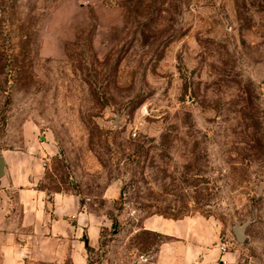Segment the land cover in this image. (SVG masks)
Wrapping results in <instances>:
<instances>
[{"label":"rangeland","instance_id":"rangeland-1","mask_svg":"<svg viewBox=\"0 0 264 264\" xmlns=\"http://www.w3.org/2000/svg\"><path fill=\"white\" fill-rule=\"evenodd\" d=\"M30 144L96 217L89 264H156L153 216L264 264V0H0V156Z\"/></svg>","mask_w":264,"mask_h":264},{"label":"crops","instance_id":"crops-1","mask_svg":"<svg viewBox=\"0 0 264 264\" xmlns=\"http://www.w3.org/2000/svg\"><path fill=\"white\" fill-rule=\"evenodd\" d=\"M28 132L31 135L30 128ZM29 140L33 143L31 136ZM47 149L45 144H30L25 151L3 156L0 264H89L87 250L98 247V222L83 210L80 197L42 187L41 162ZM142 226L165 240L158 247L156 264H237L232 252L220 253L218 230L201 216H153Z\"/></svg>","mask_w":264,"mask_h":264},{"label":"water","instance_id":"water-1","mask_svg":"<svg viewBox=\"0 0 264 264\" xmlns=\"http://www.w3.org/2000/svg\"><path fill=\"white\" fill-rule=\"evenodd\" d=\"M4 169H5L4 159L0 156V179L4 176ZM246 226L247 224H244L243 226H239L238 224H236L233 227L232 235L237 244H242L245 242L246 236L244 234V231Z\"/></svg>","mask_w":264,"mask_h":264},{"label":"built area","instance_id":"built-area-1","mask_svg":"<svg viewBox=\"0 0 264 264\" xmlns=\"http://www.w3.org/2000/svg\"><path fill=\"white\" fill-rule=\"evenodd\" d=\"M227 250H228V246H227V244H223V243H221L220 246H219V251H220V253L224 254V253L227 252Z\"/></svg>","mask_w":264,"mask_h":264}]
</instances>
